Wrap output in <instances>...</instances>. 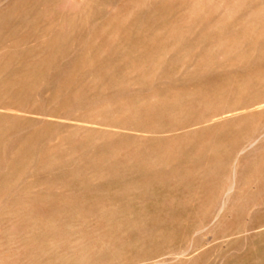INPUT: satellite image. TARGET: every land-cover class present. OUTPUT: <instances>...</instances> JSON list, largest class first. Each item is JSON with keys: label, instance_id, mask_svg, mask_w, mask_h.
Segmentation results:
<instances>
[{"label": "rangeland", "instance_id": "rangeland-1", "mask_svg": "<svg viewBox=\"0 0 264 264\" xmlns=\"http://www.w3.org/2000/svg\"><path fill=\"white\" fill-rule=\"evenodd\" d=\"M0 264H264V0H0Z\"/></svg>", "mask_w": 264, "mask_h": 264}, {"label": "bare ground", "instance_id": "bare-ground-1", "mask_svg": "<svg viewBox=\"0 0 264 264\" xmlns=\"http://www.w3.org/2000/svg\"><path fill=\"white\" fill-rule=\"evenodd\" d=\"M44 232V231H43Z\"/></svg>", "mask_w": 264, "mask_h": 264}]
</instances>
